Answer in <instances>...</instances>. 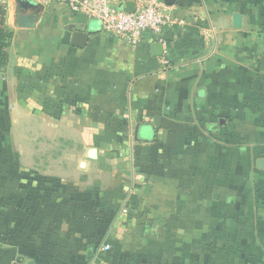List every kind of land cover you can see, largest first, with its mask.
I'll list each match as a JSON object with an SVG mask.
<instances>
[{"label": "crops", "instance_id": "crops-1", "mask_svg": "<svg viewBox=\"0 0 264 264\" xmlns=\"http://www.w3.org/2000/svg\"><path fill=\"white\" fill-rule=\"evenodd\" d=\"M33 1H4L0 264H264V0H157L135 46Z\"/></svg>", "mask_w": 264, "mask_h": 264}, {"label": "built area", "instance_id": "built-area-1", "mask_svg": "<svg viewBox=\"0 0 264 264\" xmlns=\"http://www.w3.org/2000/svg\"><path fill=\"white\" fill-rule=\"evenodd\" d=\"M4 1L0 0V5H5ZM42 2L65 5L74 12L98 20L106 31L124 38L132 46H135L144 34H160L173 23L163 2L157 0H145L133 13L116 8L113 0H42ZM109 248L106 247L107 250Z\"/></svg>", "mask_w": 264, "mask_h": 264}, {"label": "water", "instance_id": "water-1", "mask_svg": "<svg viewBox=\"0 0 264 264\" xmlns=\"http://www.w3.org/2000/svg\"><path fill=\"white\" fill-rule=\"evenodd\" d=\"M165 2L169 5L173 3V0H165ZM20 6L24 9H33L37 7V4L33 0H24V2H20ZM127 9L126 11L129 13H133L136 10V4L135 3H127ZM235 22L237 27H240L241 24V16L235 15L234 16ZM89 35L80 31L75 32L73 36V42L72 44L79 47H84L88 41ZM152 51L154 52L155 56H162L163 54V45L158 42L157 38H155V43L151 47ZM92 154H94V151H92Z\"/></svg>", "mask_w": 264, "mask_h": 264}, {"label": "trees", "instance_id": "trees-1", "mask_svg": "<svg viewBox=\"0 0 264 264\" xmlns=\"http://www.w3.org/2000/svg\"><path fill=\"white\" fill-rule=\"evenodd\" d=\"M5 12L6 6L0 5V67L7 61L6 49L8 47V41L12 38V32L5 28Z\"/></svg>", "mask_w": 264, "mask_h": 264}]
</instances>
